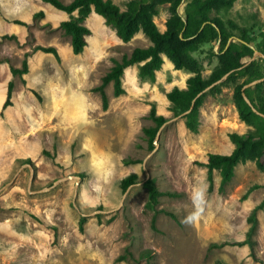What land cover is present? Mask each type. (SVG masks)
I'll return each mask as SVG.
<instances>
[{"label":"rangeland","instance_id":"1","mask_svg":"<svg viewBox=\"0 0 264 264\" xmlns=\"http://www.w3.org/2000/svg\"><path fill=\"white\" fill-rule=\"evenodd\" d=\"M112 1L127 9L130 0ZM171 4L156 5L153 19L161 31L172 15ZM41 9L44 14L34 17ZM97 14L92 11L83 20L91 32L83 51L74 53L70 36L58 26L66 11L44 0H0V35L18 37L0 39V264H264V207L257 212L254 255L248 243H232L246 237L247 216L264 199V151L258 148L239 161L222 191L216 169L209 190L203 164L210 152L232 151L230 132L256 136L259 131L256 123L241 118L236 103L234 91L246 76L224 78L203 91L196 131L173 112L166 96L174 86L185 87L195 71L176 68L165 53L162 57L173 65L162 64L154 81L138 76L139 63L126 66L125 91L114 95L109 82L103 108L93 88L115 59L151 40L139 29L123 41ZM210 16L237 35L246 27L259 40L264 0H233ZM37 44L55 46L59 58L33 51ZM217 46L204 43L192 52L204 78L220 64L210 52ZM26 51L28 70L12 75L9 64L20 66ZM10 78L12 103L2 109ZM153 102L167 117L158 145H151L145 131L154 125ZM131 171L139 179L123 191L120 179ZM147 177L160 190L179 192L159 196L156 228Z\"/></svg>","mask_w":264,"mask_h":264},{"label":"trees","instance_id":"2","mask_svg":"<svg viewBox=\"0 0 264 264\" xmlns=\"http://www.w3.org/2000/svg\"><path fill=\"white\" fill-rule=\"evenodd\" d=\"M44 1L68 13V17L60 20L58 26L70 36V44L74 53L82 52L87 44L86 35L91 30L83 23V20L91 11L102 15L105 24L109 25L123 41H128L139 29H142L151 40L149 45L136 46L130 53H123L120 59H115L110 69L103 75L100 84L93 88L99 91L103 108L108 106V95L105 91V86L109 82H112L114 95H119L125 91L121 78L126 66L139 63L138 76L141 79L154 81L156 78L155 72L163 63L162 53H165L173 61L176 68L183 67L195 71V74L187 78L185 87L174 86L166 92V96L171 103V109L175 114L188 109L192 99L196 97L198 92L220 78L227 71L231 70L226 77L227 79L246 76L234 91L236 103L241 118L247 122L256 123L259 126V131L256 136L250 133L230 132L229 137L235 142V147L231 152L208 153L207 161L203 162V164L207 167L209 190L213 189L214 169L220 173L219 190L222 191L225 183L233 176L234 167L239 161L252 156L258 148L264 151V116L256 113L251 108L244 99L241 89L243 84L264 76V57L259 55L251 59L254 48L250 45L252 44L256 49L264 52V29L260 30L259 40L256 36L251 35L246 27H240V32L237 35L230 31L219 17L210 16L212 9L229 7L233 0H172V15L166 20V29L163 31L159 30L153 15L157 12V3L164 0H130L127 9H120L112 0ZM43 14L44 11L41 9L35 12L33 16L36 17ZM13 21L29 25L28 22L21 19H14ZM4 38L18 41V37L14 32L1 34L0 39ZM209 42L218 43L217 49L210 48V52L218 56L220 64L208 78H204L198 70L197 60L192 52L202 44ZM37 49L52 52L59 58L58 51L53 45L37 44L32 48L33 51ZM29 55V51L24 53L20 66L9 64L12 75L18 74L22 76L28 70ZM22 79L24 78L22 77ZM13 86L14 80L10 78L7 82L6 97L2 103V109L12 103ZM262 86L264 87V80L244 88V91L253 105L264 113V94L261 93L264 88L262 90ZM202 99L203 92L195 98L192 109L184 115L185 125L191 131L198 129L199 106L202 103ZM149 116L154 121V125L146 127L145 131L149 135L151 145H153L152 142L156 132L167 120V117L157 113L154 102L149 110ZM135 160L134 158H123L125 163ZM138 179L136 171H131L123 176L120 179L122 190L125 191L131 184L136 183ZM144 185L148 191L147 204L154 210L151 217V226L156 228V213L160 211L157 208L159 196L163 193L175 196L179 192L176 190H160L153 177L145 178ZM262 185L264 186V184ZM258 186V184L251 186L247 193ZM262 207H264V199L254 205L247 216V221L250 225L246 232V237L232 242L236 244L248 243L252 255H254L256 243L253 234L258 223L257 212ZM80 221V229H83L84 217ZM220 245H223V243H211L209 247ZM122 258L123 255L118 256L117 259Z\"/></svg>","mask_w":264,"mask_h":264},{"label":"water","instance_id":"3","mask_svg":"<svg viewBox=\"0 0 264 264\" xmlns=\"http://www.w3.org/2000/svg\"><path fill=\"white\" fill-rule=\"evenodd\" d=\"M256 54H258V55L264 57V53H263L262 51H260V50H258V49H254V52H253V55H252L251 59L255 58ZM251 59H250V60H251ZM230 71H231V70H230ZM230 71H227V72L224 73L220 78H218L217 80H215V81L211 82L209 85H207L203 90H201L200 92L197 93L196 97H197L198 95H200L204 90H206L207 88H209L210 86H212V85H214V84L220 82V81L223 80L224 78H226ZM263 80H264V76L259 77V78H255V79H253V80H251V81H249V82L243 84V86H242V88H241V89H242V95H243L244 99L246 100V102L251 106V108H252L256 113H258V114H260V115H262V116H264V113H263L262 111L258 110V109L253 105V103L251 102V100L249 99V97L246 95V93H245V91H244V88H246V87H248V86H250V85H252V84H255V83H257V82L263 81ZM196 97H195V98H196ZM195 98L192 99V102H191V104H190V106H189L188 109H186V110L182 111L181 113H179L180 116H184L186 113H188V112L192 109V107H193V105H194ZM162 125H163V124H162ZM162 125H161V126H162ZM161 126H160L159 129L157 130L156 135H155V137H154V139H153V141H154V143H155L156 145H158V138H159V135H160ZM63 178H66V177H63Z\"/></svg>","mask_w":264,"mask_h":264},{"label":"crops","instance_id":"4","mask_svg":"<svg viewBox=\"0 0 264 264\" xmlns=\"http://www.w3.org/2000/svg\"><path fill=\"white\" fill-rule=\"evenodd\" d=\"M92 12V11H91ZM94 12V11H93ZM95 14H96V12H95ZM98 15V14H97ZM98 16H100V15H98ZM167 63L169 66H172L173 65V63H172V61L170 60V59H168L167 57H164L163 56V63L162 64H164V63ZM134 75H135V73H134ZM136 76V75H135Z\"/></svg>","mask_w":264,"mask_h":264}]
</instances>
